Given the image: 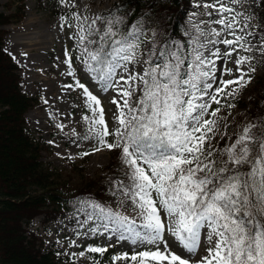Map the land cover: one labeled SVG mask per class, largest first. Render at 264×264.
<instances>
[{
  "label": "rangeland",
  "instance_id": "obj_1",
  "mask_svg": "<svg viewBox=\"0 0 264 264\" xmlns=\"http://www.w3.org/2000/svg\"><path fill=\"white\" fill-rule=\"evenodd\" d=\"M9 1L0 0L1 12L11 13ZM61 1L73 10L71 17L53 15L54 5ZM118 2L24 0L25 19L3 29L8 31L6 52L25 67L23 89L43 102L26 115L36 137L53 149L42 160L52 164L66 191L107 178L111 197L106 206L137 235L134 240H117L78 228L73 219L45 226L43 216L33 221L31 230L57 249L63 264H231L220 221L227 219L223 210L210 203L208 213L193 221L185 217L179 202L197 195L194 176L199 168L213 173L245 157L240 147L249 140L250 109L264 92L259 0H192L190 75L170 104L182 122L172 135L179 142L182 132L184 147L178 156L157 165L133 156L117 137L138 119L140 100L135 92L148 66L143 45L119 51L107 81L95 79L85 61L93 57L90 45L95 44L98 20ZM31 22L34 28L26 37L23 30ZM48 30L52 34L47 50L39 45L20 47L30 40L38 44ZM156 34V28L148 30L147 40ZM254 35L260 37L255 54L247 47ZM81 42L89 49L85 58L77 52ZM152 114L155 126L159 117L165 119ZM122 154L126 160L119 157ZM258 259L259 254L250 261Z\"/></svg>",
  "mask_w": 264,
  "mask_h": 264
},
{
  "label": "trees",
  "instance_id": "obj_2",
  "mask_svg": "<svg viewBox=\"0 0 264 264\" xmlns=\"http://www.w3.org/2000/svg\"><path fill=\"white\" fill-rule=\"evenodd\" d=\"M23 3L10 0L7 8L11 13L0 11V264H61L56 250L47 248L42 238L29 230L35 218L43 216V223L50 224L75 217L80 227L92 222L91 229L119 238H131L133 232L106 206L111 197L107 178L66 191L52 164L42 160L43 154H52L53 149L36 137L26 119L30 110L42 104L41 97L23 89L25 68L5 51L8 31L3 28L25 19ZM191 7L192 0H119L98 20L95 44L90 45L93 57L86 63L94 76L104 81L122 47L135 49L138 43L146 50L147 75L135 92L140 100L139 119L119 139L149 164L171 159L183 147V133L179 142L172 135L182 122L170 104L190 75ZM72 11L61 1L54 5L53 15L69 18ZM257 11L264 21V0H259ZM153 28L156 36L146 41L145 32ZM260 31L264 35V28ZM257 45L258 38L249 40L254 54ZM78 50L80 57L85 56L87 43L81 42ZM153 111L165 117H159L156 126ZM250 116L249 140L240 147L244 159L231 160L213 173L199 168L194 176L197 195L179 202L194 220L208 213L210 203L223 210L227 219L220 221L233 264H264V92L250 109ZM258 254L260 259L250 261Z\"/></svg>",
  "mask_w": 264,
  "mask_h": 264
},
{
  "label": "bare ground",
  "instance_id": "obj_3",
  "mask_svg": "<svg viewBox=\"0 0 264 264\" xmlns=\"http://www.w3.org/2000/svg\"><path fill=\"white\" fill-rule=\"evenodd\" d=\"M26 28L23 30V32L24 33H26V34H23V35H28V33L27 32H29V31H31L33 28H34V22H31V23H28V24H26ZM30 35L32 34V33H29ZM52 33L48 30L45 34H44V36H43V38H42V40L37 44V43H33V41H31L29 38V40H30V42H26V43H24V42H21L20 43V47H27V48H30V47H34V46H37V45H39L40 47H41V49L43 50H47L48 49V47H46L47 46V44H48V42H49V37H50V35H51ZM23 35H19V37H21L22 39H23ZM18 36V35H17ZM27 37V36H26ZM143 74H144V72H143ZM68 88L70 89V90H72V88H71V86H68Z\"/></svg>",
  "mask_w": 264,
  "mask_h": 264
}]
</instances>
